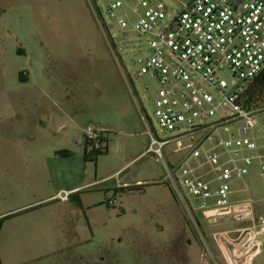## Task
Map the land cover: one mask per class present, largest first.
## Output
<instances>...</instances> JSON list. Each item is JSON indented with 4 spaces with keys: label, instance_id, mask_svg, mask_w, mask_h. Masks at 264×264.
Returning a JSON list of instances; mask_svg holds the SVG:
<instances>
[{
    "label": "rangeland",
    "instance_id": "1",
    "mask_svg": "<svg viewBox=\"0 0 264 264\" xmlns=\"http://www.w3.org/2000/svg\"><path fill=\"white\" fill-rule=\"evenodd\" d=\"M187 1L166 3L174 13ZM146 46L104 0H0V264H245L232 226L191 212L169 177L189 140L164 158L146 151L148 129L178 133L155 116L157 80L137 75ZM89 125L107 147L96 161L85 158ZM232 188L233 202L264 214L258 160ZM62 190L67 200L39 203ZM250 264H264V246Z\"/></svg>",
    "mask_w": 264,
    "mask_h": 264
},
{
    "label": "built area",
    "instance_id": "2",
    "mask_svg": "<svg viewBox=\"0 0 264 264\" xmlns=\"http://www.w3.org/2000/svg\"><path fill=\"white\" fill-rule=\"evenodd\" d=\"M104 1L120 28L146 38L135 59L137 75L157 80L155 116L164 130L178 131L159 137L148 129L147 152L164 158L166 145L182 147L188 139L189 155L169 171L174 187L191 212L203 213L210 226H232L223 229L234 231L236 248L256 255L264 246V215L250 212L252 201L230 196L232 182L243 179L254 160L264 178V104L241 103L264 69V0H188L174 13L166 0ZM97 15L105 22L98 6ZM146 89L152 91L150 84ZM86 136L100 146L102 131L94 125ZM69 197L62 190L52 199ZM245 215L251 223L236 227Z\"/></svg>",
    "mask_w": 264,
    "mask_h": 264
},
{
    "label": "trees",
    "instance_id": "3",
    "mask_svg": "<svg viewBox=\"0 0 264 264\" xmlns=\"http://www.w3.org/2000/svg\"><path fill=\"white\" fill-rule=\"evenodd\" d=\"M241 103L246 108H253L264 104V69L251 83ZM84 148H85V158L92 159L93 161H96L97 156L105 153L107 149V147H104V149L102 147H95L89 141L87 136H85ZM128 189L136 190L139 188L138 186H129ZM170 189L172 193L175 194L173 188ZM6 218L7 217L3 218V221Z\"/></svg>",
    "mask_w": 264,
    "mask_h": 264
},
{
    "label": "crops",
    "instance_id": "4",
    "mask_svg": "<svg viewBox=\"0 0 264 264\" xmlns=\"http://www.w3.org/2000/svg\"><path fill=\"white\" fill-rule=\"evenodd\" d=\"M148 148V147H147ZM147 148H146V151H147ZM84 152H85V148H84ZM155 155V154H154ZM124 185L125 184H128L127 182H124L123 183ZM57 193V192H56ZM56 193H54V194H51V195H49V196H47L45 199H43L41 202H39V203H45L46 202V204H43V205H45V206H47V205H51V203H53V201L55 200V199H52L53 198V196L56 194ZM171 193H172V191H171ZM172 195L174 196V199H175V202H177V199H176V197H175V194H173L172 193ZM242 200V199H241ZM238 201H240L239 199H237V201H235V202H238ZM35 204V203H34ZM255 217H257L258 215H264L263 213L262 214H259V213H256V209H255V207L254 206H252V211H250ZM235 214H236V216H234L235 217V219L236 218H239V216L241 215L240 213H238V212H235ZM244 219H246L248 222H246L245 221V224H244V226H246V225H249L251 222H250V220H249V218H248V215L246 216H244ZM238 223V222H237ZM237 223H236V227H237ZM234 232V231H233ZM262 239H264V238H262ZM250 250V249H249ZM250 252V251H249ZM248 252V254L246 253V252H244V261H245V264H250V262L252 261V258L254 257V256H256V255H250V253ZM246 253V254H245ZM217 255V259H219L220 261H223L222 259V254L220 253H218V254H216ZM232 260H233V258H231V262H232ZM237 261V260H236ZM233 264H234V262H233Z\"/></svg>",
    "mask_w": 264,
    "mask_h": 264
}]
</instances>
